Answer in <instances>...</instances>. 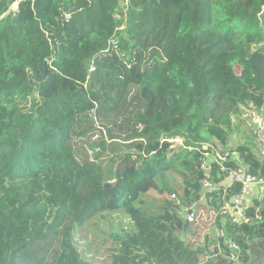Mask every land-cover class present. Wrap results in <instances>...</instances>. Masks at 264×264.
Returning a JSON list of instances; mask_svg holds the SVG:
<instances>
[{
    "label": "trees",
    "instance_id": "obj_1",
    "mask_svg": "<svg viewBox=\"0 0 264 264\" xmlns=\"http://www.w3.org/2000/svg\"><path fill=\"white\" fill-rule=\"evenodd\" d=\"M14 2L0 0V264H92L78 237L117 213L135 231L110 264H264L263 193L240 222L226 209L235 170L264 180L255 147L226 149L242 107L264 117V0ZM201 207L221 237L192 245Z\"/></svg>",
    "mask_w": 264,
    "mask_h": 264
},
{
    "label": "rangeland",
    "instance_id": "obj_2",
    "mask_svg": "<svg viewBox=\"0 0 264 264\" xmlns=\"http://www.w3.org/2000/svg\"><path fill=\"white\" fill-rule=\"evenodd\" d=\"M25 0H15L14 4L11 6L10 11L16 12L18 10L19 3ZM109 63V64H108ZM114 63H118L115 60ZM114 63L107 62L106 64H100L99 75L97 76L99 79H104L105 81H110V79H114L117 76L115 74L119 71L118 68H113ZM131 65V60H126L125 67ZM121 71V70H120ZM109 80H108V79ZM124 80V79H123ZM107 82V83H108ZM108 87V92L111 93V90L115 89V87H111V84ZM118 92V91H117ZM104 103V101H100L99 104ZM243 115L238 118L234 117V125L235 129L230 136L229 148H236L239 145L250 144L255 147L256 154L259 156L260 160H264V117L262 113H258L257 111L251 110L248 107H242ZM238 118V119H237ZM243 121L244 125L241 124ZM237 125V127H236ZM248 127L246 129V127ZM255 128V135L258 136V140H253L251 136L249 137L248 129ZM255 138V137H254ZM182 145V140L177 139L174 141V145L172 149H176L177 147ZM219 145V144H218ZM206 149V148H204ZM216 154L224 151L222 146H218L216 149ZM226 150V151H227ZM218 155H216L217 157ZM259 192L263 193L260 197L264 196V190L260 189ZM229 206L226 207L229 212ZM187 211L185 210L182 213L183 217H187ZM199 217L197 219L196 226L199 230H196L197 233L191 234L188 238L190 239V244H200L204 241L205 235L210 234L215 236L216 239L221 237V232L216 230L215 217L210 211L205 210V208H199ZM230 213V212H229ZM231 214V213H230ZM232 216V214H231ZM233 217V216H232ZM243 220V216L241 217ZM233 219L235 221L240 222V218L234 216ZM135 231V226L132 221L123 213L117 214H108L102 218L95 220L88 228L84 230L83 233L78 237V248L83 254V258L89 261L92 264H110L111 255L113 252L117 250L120 245L118 239L123 238L125 234L133 233Z\"/></svg>",
    "mask_w": 264,
    "mask_h": 264
},
{
    "label": "built area",
    "instance_id": "obj_3",
    "mask_svg": "<svg viewBox=\"0 0 264 264\" xmlns=\"http://www.w3.org/2000/svg\"><path fill=\"white\" fill-rule=\"evenodd\" d=\"M89 65V64H88ZM90 66V72H95L96 67L92 64ZM220 158V156L218 155ZM233 180L241 184V192L238 196H235L231 203L228 206H232L241 212L249 206L250 204V195L254 189L264 190V180H258L256 176L250 174L245 167H240L232 173ZM204 189H212L213 186L208 180H203L202 182ZM259 187V188H258ZM173 200H178L177 196L172 195ZM188 221H194L195 216L190 214L187 216Z\"/></svg>",
    "mask_w": 264,
    "mask_h": 264
},
{
    "label": "crops",
    "instance_id": "obj_4",
    "mask_svg": "<svg viewBox=\"0 0 264 264\" xmlns=\"http://www.w3.org/2000/svg\"><path fill=\"white\" fill-rule=\"evenodd\" d=\"M259 188V187H258ZM257 189H254V191H256ZM259 190V189H258ZM258 193H261V192H258ZM229 212L232 214V216H236V217H239L240 220H242V216H243V212H241L240 210L232 207V206H229Z\"/></svg>",
    "mask_w": 264,
    "mask_h": 264
},
{
    "label": "water",
    "instance_id": "obj_5",
    "mask_svg": "<svg viewBox=\"0 0 264 264\" xmlns=\"http://www.w3.org/2000/svg\"><path fill=\"white\" fill-rule=\"evenodd\" d=\"M38 1L39 0H34V4L36 5L37 3H38ZM85 92L83 91V93L82 94H84ZM255 128L256 127H253L251 130L250 129H248V131H249V133L253 136L254 135V133H255ZM256 139H258V136L257 135H255L254 136Z\"/></svg>",
    "mask_w": 264,
    "mask_h": 264
},
{
    "label": "bare ground",
    "instance_id": "obj_6",
    "mask_svg": "<svg viewBox=\"0 0 264 264\" xmlns=\"http://www.w3.org/2000/svg\"><path fill=\"white\" fill-rule=\"evenodd\" d=\"M20 2V1H19Z\"/></svg>",
    "mask_w": 264,
    "mask_h": 264
}]
</instances>
